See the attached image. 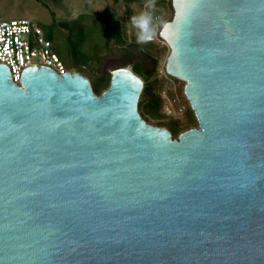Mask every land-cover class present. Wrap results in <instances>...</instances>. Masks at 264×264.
I'll return each mask as SVG.
<instances>
[{"label":"water","instance_id":"1","mask_svg":"<svg viewBox=\"0 0 264 264\" xmlns=\"http://www.w3.org/2000/svg\"><path fill=\"white\" fill-rule=\"evenodd\" d=\"M166 72L197 126L139 111L144 81L0 63V264H264V0H172Z\"/></svg>","mask_w":264,"mask_h":264},{"label":"rangeland","instance_id":"2","mask_svg":"<svg viewBox=\"0 0 264 264\" xmlns=\"http://www.w3.org/2000/svg\"><path fill=\"white\" fill-rule=\"evenodd\" d=\"M159 1L154 0L155 7L151 9L156 28V35L152 41L161 51L156 70L160 81L159 93L161 97L166 96L163 85L171 81L173 90L167 95L176 97L174 95L176 93L187 109V99L183 96L184 82L177 81L166 72L165 64L170 50L167 44L159 38V31L165 22L172 19L173 11L167 5L169 0H164V3ZM147 3L148 0H145L142 7H136V13L148 10L145 8ZM124 7L122 0H0V19L5 21L19 18L33 20L41 26L45 37L52 42L53 50L62 62L73 67L76 65L89 67L87 74L94 80L96 78L95 65L102 73L109 74L122 62H128L120 54L118 50L120 47H117L114 36L106 34L104 24V21H109V19L128 24L125 36L129 37V28L131 30L135 28L125 13ZM103 59L104 63H97ZM136 70L142 74L143 69L140 65ZM184 116L185 114L181 119H184Z\"/></svg>","mask_w":264,"mask_h":264},{"label":"trees","instance_id":"3","mask_svg":"<svg viewBox=\"0 0 264 264\" xmlns=\"http://www.w3.org/2000/svg\"><path fill=\"white\" fill-rule=\"evenodd\" d=\"M122 2L125 6V13L131 20V17L137 14L136 7H142L145 0H122ZM159 2L164 3V0H160ZM167 5L173 11L172 0H169ZM104 22L106 34L109 36L111 35V37L114 36L117 47H120L118 50H120V54L124 56V59L128 61L130 69L144 81L143 90L139 99V111L142 117L151 124L167 128L172 133L174 138H176L182 131L189 129L192 126H196L197 120L187 100V109L184 119L167 117L163 112V99L159 93L160 81L156 75V70L159 64V53L161 51L155 45L154 41L140 44L137 42L136 29L131 30L129 28L130 36H125L128 29L127 27H129L128 24H123L115 19H109V21ZM104 61L105 60L103 59L97 61V63L101 62L102 64ZM64 65L69 71H77L88 77L94 92L98 95L101 94L109 85L110 74L102 73L99 70V67H96L97 65H95L94 68L96 72V78L94 80H92L87 74L89 67L80 65L73 67L70 64L65 63ZM138 65H140L143 69L142 74H139V71L136 70Z\"/></svg>","mask_w":264,"mask_h":264},{"label":"built area","instance_id":"4","mask_svg":"<svg viewBox=\"0 0 264 264\" xmlns=\"http://www.w3.org/2000/svg\"><path fill=\"white\" fill-rule=\"evenodd\" d=\"M0 63L9 67L16 83L19 82L24 69L31 66L50 67L60 75L69 71L53 51L52 43L45 37L41 26L28 18L8 21L0 19ZM171 84L172 82L169 81L168 84L163 85L168 90L164 89L166 96L162 95L163 112L167 117L181 118L186 112V107L176 93H174L176 97L173 93V97L167 95L173 90Z\"/></svg>","mask_w":264,"mask_h":264},{"label":"clouds","instance_id":"5","mask_svg":"<svg viewBox=\"0 0 264 264\" xmlns=\"http://www.w3.org/2000/svg\"><path fill=\"white\" fill-rule=\"evenodd\" d=\"M155 7L154 0H148L145 8L148 10L141 11L131 17V24L137 30V42L145 44L151 42L156 35L154 17L151 9Z\"/></svg>","mask_w":264,"mask_h":264},{"label":"crops","instance_id":"6","mask_svg":"<svg viewBox=\"0 0 264 264\" xmlns=\"http://www.w3.org/2000/svg\"><path fill=\"white\" fill-rule=\"evenodd\" d=\"M123 66H124V67H128V68L130 69L128 62H125V63L122 62L118 67H123ZM118 67H117V68H118ZM115 69H116V68H115Z\"/></svg>","mask_w":264,"mask_h":264}]
</instances>
